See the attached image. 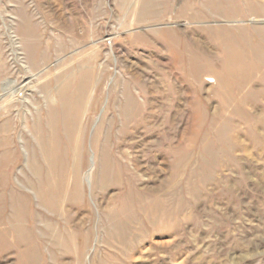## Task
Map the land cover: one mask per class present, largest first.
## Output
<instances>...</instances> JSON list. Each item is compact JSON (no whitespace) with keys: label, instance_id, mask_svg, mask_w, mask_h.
Here are the masks:
<instances>
[{"label":"rangeland","instance_id":"1","mask_svg":"<svg viewBox=\"0 0 264 264\" xmlns=\"http://www.w3.org/2000/svg\"><path fill=\"white\" fill-rule=\"evenodd\" d=\"M0 264H264V0H0Z\"/></svg>","mask_w":264,"mask_h":264},{"label":"bare ground","instance_id":"2","mask_svg":"<svg viewBox=\"0 0 264 264\" xmlns=\"http://www.w3.org/2000/svg\"><path fill=\"white\" fill-rule=\"evenodd\" d=\"M9 81H6L4 84H7ZM10 118V117H9ZM8 120V119H7ZM2 122V121H1ZM3 124H5L4 126H6V128H5V131H8V129L7 128H9V123L8 122H5V123H3ZM4 131V132H5ZM7 133V132H6ZM10 141V140H9ZM6 144V143H5ZM9 144V143H8ZM74 146V152H76L77 150H76V143L73 145ZM79 147V146H78ZM75 162H76V160H75ZM37 169V168H36ZM75 169V168H74ZM73 170V169H72ZM160 180V179H159ZM77 193V192H76ZM13 207V206H12ZM17 211V210H16ZM54 215V214H53ZM81 217V216H80ZM83 219V218H82ZM52 229V228H51ZM56 234V233H55ZM57 235V234H56Z\"/></svg>","mask_w":264,"mask_h":264}]
</instances>
